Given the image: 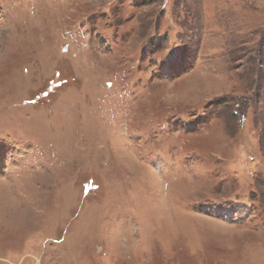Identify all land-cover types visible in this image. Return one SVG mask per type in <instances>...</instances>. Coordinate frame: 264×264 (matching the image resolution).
Listing matches in <instances>:
<instances>
[{"label": "rangeland", "instance_id": "obj_1", "mask_svg": "<svg viewBox=\"0 0 264 264\" xmlns=\"http://www.w3.org/2000/svg\"><path fill=\"white\" fill-rule=\"evenodd\" d=\"M0 264H264V0H0Z\"/></svg>", "mask_w": 264, "mask_h": 264}, {"label": "bare ground", "instance_id": "obj_2", "mask_svg": "<svg viewBox=\"0 0 264 264\" xmlns=\"http://www.w3.org/2000/svg\"><path fill=\"white\" fill-rule=\"evenodd\" d=\"M208 208V207H207Z\"/></svg>", "mask_w": 264, "mask_h": 264}]
</instances>
